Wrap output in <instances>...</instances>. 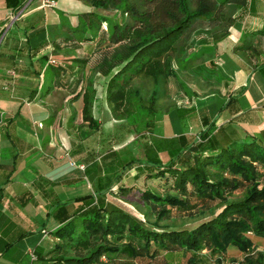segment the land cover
<instances>
[{
	"label": "trees",
	"instance_id": "obj_1",
	"mask_svg": "<svg viewBox=\"0 0 264 264\" xmlns=\"http://www.w3.org/2000/svg\"><path fill=\"white\" fill-rule=\"evenodd\" d=\"M84 1L119 6L126 16L105 29L102 13H78L77 24H69V33H60V38L84 45L69 57L70 64L51 65L55 86L75 90L81 85L83 119L98 126L92 114L95 74L105 77L101 83L106 101L121 115L119 124L136 135L137 152L128 143L108 147L102 155L108 172L101 177L100 165L94 169L92 191L67 200L55 198L46 213L57 222L51 231L55 241L48 248H33L32 259L43 264H146L162 254L164 264H181L183 257L187 264H223L234 245L247 252L231 264H264L263 251H250L248 235L264 239V138L227 131L228 126H216L203 116L206 126L180 134L168 149L169 159L162 162L159 144L149 135L168 81L178 78L172 62L183 60L182 41L190 29L202 19L227 24L229 4L242 7L246 0ZM7 4L16 11L22 2ZM212 32L214 40L225 35ZM262 33L264 26L245 30L235 48L256 51L253 39ZM89 63L91 74L85 77ZM142 77L150 80L147 87L135 82ZM242 90L229 95L230 110H239ZM131 168L132 181L120 182ZM175 211L192 215L193 224H177Z\"/></svg>",
	"mask_w": 264,
	"mask_h": 264
},
{
	"label": "crops",
	"instance_id": "obj_2",
	"mask_svg": "<svg viewBox=\"0 0 264 264\" xmlns=\"http://www.w3.org/2000/svg\"><path fill=\"white\" fill-rule=\"evenodd\" d=\"M21 2L15 11L7 0H0V264H43L32 259L30 250L48 248L55 241L51 231L57 222L46 214L55 198L67 200L92 191L89 178L98 165L101 177L108 172L102 161L108 132L99 136L103 126L95 115L105 98L101 83L105 77L95 74L96 126L83 119V101L80 115L73 105L82 100L81 85L75 90L55 86L51 66L55 52L70 45L60 33H69V24H77L80 12L55 10L43 0ZM226 12L231 20L223 25L225 35L214 40L212 30L217 27L202 26L194 41L196 49L179 66L195 76L197 88L178 78L185 88L181 101L166 104L155 114L149 135L159 144L162 162L169 159L168 149L180 134H194L206 126L203 116L216 126H228L227 131L264 138V33L253 39L256 51L235 48L245 30L264 26V0H246L242 7L229 4ZM61 62L65 66L71 60ZM90 74L89 63L84 75ZM240 87V108L230 110L229 95ZM170 96L168 90L164 97ZM9 117L11 122L5 120ZM125 143L110 147L118 149ZM127 143L137 152L134 140ZM133 172L128 169L120 182Z\"/></svg>",
	"mask_w": 264,
	"mask_h": 264
},
{
	"label": "rangeland",
	"instance_id": "obj_3",
	"mask_svg": "<svg viewBox=\"0 0 264 264\" xmlns=\"http://www.w3.org/2000/svg\"><path fill=\"white\" fill-rule=\"evenodd\" d=\"M56 8L58 9H68L70 12H72V15H76L77 12H83V11H87V10H96L97 12L102 13L103 15L106 16L105 19L102 20V24L103 27L105 29H108V27L110 26L111 22H121L125 16H126V12L123 11L119 6L113 5V4H108L107 6H94L92 4H90L89 2H86L84 0H56V4H55V10ZM202 22H196L193 27L190 29L189 33L186 35L185 39L182 41L183 45H185V53L183 54V57H189L192 55V53L194 52V50L197 47V44H195V40L197 37L200 36V31H201V27L203 26H210L211 23H209L207 20H201ZM212 23L211 27H217L216 29L212 30V31H217V33H219L220 31L224 32V27L223 25H226L225 23L222 25L220 24H214ZM219 25V26H217ZM212 29V28H211ZM80 40H75L72 41L70 40V45H67L68 47H61L59 51L55 52V63H59L60 61L65 60L66 58H69L73 55H76L78 51H81V49L83 48V43L79 42ZM191 60H193L195 62V58H191ZM189 60V61H191ZM173 66L176 68L178 74L181 79H184L185 82H187L189 85H191L194 89L197 88V84L195 83V81H193V77H195L194 75H192L191 73H187L184 71H181V67L180 64H182V61H178L176 62L175 60H173ZM178 78H170V80L168 81V86H169V91H170V97H163L162 99L159 100V104H158V109L159 108H163L166 104L169 103H177L180 100L179 96L180 93L182 91H185V88L183 86H180L178 84ZM202 77H200L201 79ZM195 80V78H194ZM138 85L141 86H145L147 87L148 84H150V80L147 78L145 79V77L139 78L135 81ZM48 84L45 83V86H47ZM178 89V90H177ZM198 92H201L202 88H198L197 89ZM64 91V90H61ZM60 95V94H59ZM59 101V98H55V102ZM80 102H74L73 105H75V109H77V111L81 112V103L83 101V97L82 100L79 99ZM66 103V102H65ZM100 111L98 113H96L95 115L99 118V122L100 125L103 126V128H101V132L99 135L100 137L106 136L105 133L106 131L108 132V138H107V146L110 147L111 145H119V143L121 142H130L131 144L133 143V138L136 136L135 134L130 133V131H128V129L123 128L119 123L122 120V117L120 114L118 113H114L110 106L108 105V103H106V98H104V95L102 96V103L100 106ZM58 109V107H57ZM67 111L68 108H66V114L67 115ZM64 115V114H63ZM61 115V116H63ZM46 122V121H45ZM100 129V128H99ZM103 140V139H102ZM104 141V140H103ZM133 146L136 148L138 147L137 143L134 141ZM129 177V176H128ZM127 183H130L132 181V176L126 179ZM242 193V191L238 190L236 192V195H240ZM133 200H136V198L134 196H132ZM198 215V212H194ZM205 214V213H204ZM173 217L176 220V223H180V222H185L186 225H191L193 224L194 220L192 218V215L187 214L186 212L182 213V212H178L175 211L173 214ZM249 237L252 240V248L250 251L254 252L257 250L263 251L264 252V239L261 237H258L256 235H254L253 233L249 232L248 233ZM247 251H242L240 249H238L236 246L231 245L229 246L224 258H223V264H231L232 262H240L243 257L244 254ZM215 257V256H214ZM213 257V258H214ZM213 258L211 259L213 261ZM163 257L162 254L158 257L157 260L155 261H151L149 263L146 264H164L163 263ZM181 264H187L186 262V258L183 257L181 259Z\"/></svg>",
	"mask_w": 264,
	"mask_h": 264
},
{
	"label": "built area",
	"instance_id": "obj_4",
	"mask_svg": "<svg viewBox=\"0 0 264 264\" xmlns=\"http://www.w3.org/2000/svg\"><path fill=\"white\" fill-rule=\"evenodd\" d=\"M43 2H44L45 4H48V5H55V4H56V0H43ZM52 61H53V60H52ZM30 253H31V256L34 258L35 255H34L32 249L30 250ZM103 258H104V256H103Z\"/></svg>",
	"mask_w": 264,
	"mask_h": 264
}]
</instances>
